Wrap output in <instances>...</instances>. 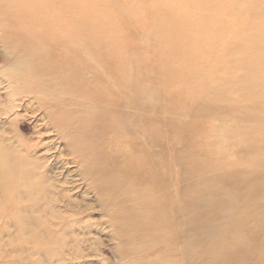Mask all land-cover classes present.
Instances as JSON below:
<instances>
[{
	"label": "bare ground",
	"instance_id": "bare-ground-1",
	"mask_svg": "<svg viewBox=\"0 0 264 264\" xmlns=\"http://www.w3.org/2000/svg\"><path fill=\"white\" fill-rule=\"evenodd\" d=\"M9 1L0 0V31L3 30L4 32H2L1 42L4 44L5 49L10 51L20 61L17 66L24 64L30 70V73L18 72L19 70L16 72L17 68L8 73L7 78L9 81L7 82L8 86L5 95L2 92L4 91L3 89H6L4 87L6 79H2L0 76V222L4 226L3 231H1L2 236L0 235V252H3L6 246L9 247L12 244L10 247L14 253V255L11 253H4V256L1 255L0 263L3 260L4 263L19 264L21 260L22 264L24 262L28 264H100L101 259L102 263L105 264H264V116L262 117L260 114V110L264 108V105H262L264 104V76H259L258 82L255 80L253 83H244L241 80H237V82L231 83L232 80L225 79L223 75L224 78L221 77L220 79L227 80L225 82L226 85L223 86L225 90H223V87L220 88L218 86L220 85L219 83L216 84L215 82L218 88L214 90L216 86H213L215 87L213 89L214 97L211 95L213 97L212 99L209 97L211 101L208 100V102L203 103L206 105H203L205 110L200 108L201 105L183 110L186 116L191 115L198 118V121L195 122L197 124L193 123L195 120H192V125L190 126V138L186 143V145L190 144L191 146V149H188L189 152L187 153L181 149L175 151L174 148L178 144L173 148L175 152L173 150V152L168 151L167 146L169 144L165 139L166 134H164L166 131L163 132L160 129L161 125L159 126L157 123L156 125L159 128L155 126L153 121L159 120L158 116H161V113L159 114L158 112V108L163 104L160 103L162 102L161 100L167 98V96L170 97V95L174 97V94L169 92V88L166 87L161 91L155 90L153 83L154 87L152 88L154 90H152L151 86H146L147 82H145V85L142 79L140 81L135 77L137 73L135 75L130 73L137 68L136 60L138 58L131 59L134 55L133 57L130 56V60L126 59L124 47H126V51H129L130 48L119 42L115 36L116 32L111 33L107 37V33L105 34L103 29L95 31L97 36H95L94 32L89 33L81 26L82 23L81 25L79 24L80 22L77 23L82 20L76 19L77 17L74 18L73 15L69 14V8L66 4L67 0H55L56 6L61 5L62 20L53 23L50 18L51 23L46 17L47 14H44L43 17L46 18L43 19L48 22L46 24L41 22L42 25L40 23L39 25L49 26L53 34L58 36L61 34L62 36L52 38L48 35L47 39L38 36L36 42L40 48L34 49L36 42H31L30 37L34 33L29 31L31 35L23 39L24 33L22 34L18 28L24 29L23 25L30 22L22 19L26 17H22L21 20L18 17V14H25V9L15 7ZM134 1L132 2L131 0V3H134ZM181 1L179 0V2ZM187 1L192 2V0ZM206 1L204 0V2ZM195 2L193 1L192 3L197 4ZM225 2L222 5H225ZM192 3L188 2V4ZM200 5L203 6V3ZM207 5H209V1ZM207 5L205 8H207ZM138 7L140 6H137V11ZM191 7L193 6L191 5L189 8ZM198 7V5L196 7L194 5L197 10L204 8ZM132 8V10H135L134 6ZM212 8H216V6L210 9ZM191 9H189L190 12H192ZM208 9L205 10L207 11ZM16 11L19 13L14 15V13H17ZM260 12L256 13L259 14ZM239 13L237 14L239 15ZM262 13H264V10ZM160 14L162 13L160 12ZM186 14H193V12H183V15L187 17ZM203 15L205 16L206 14H201V19ZM135 16H138V14ZM158 16L160 15L158 14ZM259 16V19L262 18L261 15ZM262 16L264 17V15ZM250 17L249 23H251ZM56 18L53 20H56ZM160 18L158 21L161 20ZM194 18H196L197 22V17ZM153 19L155 20V18H152V21ZM191 19L189 18V20ZM138 20L140 21L141 19ZM195 20L193 19L194 22ZM262 21H264V18ZM262 21L261 23H263ZM35 22L33 25H36ZM162 22L164 21L162 20ZM236 22H238V19ZM255 22L253 21V23ZM185 23L181 25L184 28L180 26L182 29H179L187 30L186 26L190 23H187L186 26ZM17 24H22V26ZM193 24L195 27V23ZM252 25L251 23V29L249 27L248 30L242 28L246 30L245 33L242 29L240 31H243V34L248 36H254L253 33L255 32H252V29H257V32L260 33V30L258 31L260 28H254V25ZM263 25H261V28ZM151 27L155 28L154 25ZM178 27L179 25L177 29ZM188 27L193 26L189 25ZM25 29H28V27ZM155 29L150 32L156 33ZM177 29L174 30L177 33L180 32ZM203 29L205 28L203 27ZM203 29L202 32H205ZM237 29L239 30V28ZM164 30L166 31V29ZM169 30L172 32V29L169 28ZM190 30L192 29L190 28ZM209 30L208 28L207 32ZM137 32L138 29L135 33ZM147 32L149 33V31ZM28 33L26 34L28 35ZM174 34L173 41L175 39L174 42H179L176 45H186L185 47L187 48L188 41L189 39L191 40L189 34L187 38L186 35L183 36L182 42L184 41V43L181 44V41H179L181 36L178 37L181 34ZM174 34L170 33V36ZM199 34L201 36V33ZM230 34L232 33L230 32ZM36 35L39 34L36 33ZM42 35H46V33ZM160 35L162 34L160 33ZM163 35H165L164 31ZM205 35L206 33L202 35L203 37H198L197 34V40L195 42L192 40V42L198 44V38H206ZM258 35L260 41L263 37L260 34ZM88 36L91 41L90 39L85 40ZM79 37L81 38L79 39ZM176 37L179 40H176ZM210 37L213 39L212 36ZM234 37L236 36L234 35ZM234 37L232 38L234 39ZM39 38H42L41 42ZM149 38L152 39L153 37ZM161 38L163 39V37ZM243 38L246 39L247 37H242L241 40ZM144 40L147 41L146 36ZM167 40L165 42L162 41V44L163 42L166 43ZM151 41L156 44L154 40ZM251 42L250 44H252ZM26 43L28 44L26 45ZM84 43H86V47L89 46L90 48L83 47ZM202 43L201 41L200 45ZM235 43L239 44V40ZM250 44L249 46L248 44L238 45L244 55L235 61L234 65L245 69L247 72L252 71L254 66L248 64L246 60L249 57H253L254 59H260V63L263 60L261 68L255 67L258 72H260V69L263 71L264 48H256L255 46H250ZM189 45L191 44L189 43ZM47 46L53 47V49L49 48L47 50L45 48ZM167 46L161 48L163 50L166 48V51H168L169 48ZM228 46L230 47L229 44ZM235 46L237 47V45ZM151 47L153 46L151 45ZM181 48L179 47L178 49L181 50ZM200 48H202L200 51H203V46ZM220 48L222 49V47ZM172 49L170 50L171 53L174 51ZM80 50L84 54L80 55ZM156 50H153L154 53ZM160 50H157L159 51L157 54H160ZM163 50H161L162 53L166 52ZM183 50L180 52L185 54ZM224 50L227 51L229 49L224 48ZM230 50L228 52L231 55H235L234 50ZM237 51L239 49L235 52ZM141 52L139 53L136 50V54H141ZM166 54L169 55V52ZM198 54L200 53H194V55ZM223 55H226L224 60L229 58L228 53ZM167 56H165V60L169 58L167 61L172 63L170 56ZM142 57L144 56L141 55ZM159 59L161 60V58ZM85 60L93 63L91 65L93 67L88 69L89 72L83 71L82 65ZM231 61L233 62L232 59ZM241 62L244 63V67ZM192 63L195 64L196 62ZM208 63L207 65H209ZM142 64L140 65L141 67ZM172 64L171 67H173ZM145 66H147V63ZM73 68L75 71H72ZM184 69L178 70V75L176 74L177 77L174 78L177 81L183 77L182 83L178 86L180 90L177 88V91L174 86L176 97L179 91L185 94L186 90L189 88L190 91L192 86L190 81L193 82V78L190 79V76L187 75L189 71L187 70V72ZM193 70L189 74H192ZM183 71L185 75H183ZM237 71L239 72V69ZM126 72L128 73L125 74ZM148 75L151 76L150 73ZM148 75L144 76V78L147 79ZM158 75L160 76V74ZM214 76L215 74L212 72V79H214ZM229 76L232 79L233 76ZM201 78L202 83H205L203 79L212 81L207 74H202ZM150 81L152 82V80L148 82ZM159 81L161 82L160 79ZM211 81H209L208 85ZM82 82H86L88 85L78 88V83ZM156 82L154 81V83ZM238 82L245 92L239 96L243 105H238L241 104L239 100H232L233 102H231L229 100L230 95L225 92L228 86L230 87L228 91L233 88L234 92V85H238ZM222 84L224 83L222 82ZM21 85H25L24 89H21ZM205 85L202 87H205ZM193 89L197 88L193 86ZM209 92L207 93L209 94ZM181 97L179 98L181 100L185 98L184 96V98ZM23 98L30 101L24 106L25 110H31V114H34L31 117L43 111L42 118L45 121L49 119L52 122V118L64 117L63 113L52 110V105L57 102L63 103L66 107L89 106L94 110V115L91 117L94 116L93 118L98 120V122L94 123L96 127L91 123L90 115L86 120H80V122L72 121V124L70 123L67 126H60L58 121L54 122V124L52 123L56 138L61 139L62 143L64 142V147L61 151H63V155H67V158L65 157L66 163L77 165V167L75 165L71 166L73 168L76 167V170H72L70 173L81 175L80 183L77 178V181H74L75 179L73 180L69 175L62 174L64 170L62 171L58 167L59 165L56 167V163L53 164L51 160L49 161L48 153L52 150L50 149L52 143L47 148H42L45 146L46 142L44 143V141L47 137L44 138L43 131L40 127L38 128L39 125L37 124L40 121L38 117H36V125L40 141L34 140L33 142H29V139L27 142V139L19 138L20 134L14 127L19 120L18 114L8 123L5 122L7 120H3V117H8L14 111L11 109L13 106L9 110L3 108V103L5 101L13 102L14 100L23 102ZM79 98L82 101H79ZM201 101L199 103H202ZM175 102L178 101L173 103ZM217 102H223V105L218 107ZM15 103L17 104V102ZM230 103L233 106L231 108H234V110L229 109L230 105L228 104ZM33 104H36L37 108H34ZM226 105L228 108H226ZM162 106L165 108V105ZM173 106L177 105L174 104ZM164 108L161 110H164ZM161 110L159 111L161 112ZM179 111L181 112V110ZM167 113H169V110ZM257 113L260 115H257ZM164 114L166 115V113ZM70 115L75 117L74 112L70 113ZM186 116L185 121L192 118ZM177 117L179 118V116ZM168 118L172 121L170 117ZM169 120L166 119L165 121L169 122ZM165 121L163 122L164 124H166ZM43 124L42 126H44ZM186 124L188 125V123ZM83 126L84 128L82 129ZM190 127L188 125L186 129L189 130ZM80 130H83V132H79ZM180 130L182 131V129ZM185 136L187 137L188 135ZM184 141L183 143H185ZM172 142L170 141V143ZM231 148L233 151H231ZM109 153L112 158H109ZM57 158L61 162L64 157L61 159V156H58ZM82 178L87 181L84 182ZM107 231L112 235L109 240L115 242V246H111V249H108L102 243V238L108 235L106 234ZM18 240L21 241L22 245L18 246ZM109 250L115 254L117 263H112L104 257L105 253L110 252Z\"/></svg>",
	"mask_w": 264,
	"mask_h": 264
},
{
	"label": "rangeland",
	"instance_id": "rangeland-1",
	"mask_svg": "<svg viewBox=\"0 0 264 264\" xmlns=\"http://www.w3.org/2000/svg\"><path fill=\"white\" fill-rule=\"evenodd\" d=\"M9 1V0H8ZM50 1V2H49ZM134 0H132V2H133ZM195 2V1H198V2H195V3H197V4H193L192 2ZM206 1V0H205ZM208 1H209V5H207V3H208ZM208 1H206V2H204V0H192V2L191 1H185L184 2V0H182L181 2H179V0H139V1H134V3H131V0H92L91 2H90V0H75V1H73V0H67L66 1V4L68 5V8H69V14H71V15H73L74 16V18H76V19H80V20H82V21H78L77 23H79L80 25H81V23H82V27H84V30H87L89 33L91 32V33H93L94 32V34H95V36H97L96 35V32L95 31H97V30H99V29H103L104 31H105V34H106V37L107 36H109L111 33H114V32H116V37H117V39L119 40V42H121L122 43V45H126V46H128L129 48H130V50L129 51H126V47H124V51L126 52V59L127 60H130V58L131 57H133L134 55L136 56V55H138V56H134L133 58H131V59H133L134 60V58H138L137 60H136V65H137V68L136 69H133L134 71L132 72H130V71H128V72H130L132 75H135V73H137L136 75H135V77L137 78V79H142L143 81H144V83L145 82H147V85H146V83H145V85L146 86H151V89L152 90H154V88H152V87H154L155 86V90H159V91H161L162 89L164 90V87H166V88H169V92H171V93H173L174 94V97L173 96H171L170 95V97H168L167 96V98H162L163 100H161L162 102H160V103H163L162 105H165V108L166 107H168V108H166V110H167V112H168V110H169V113H167L166 112V110H165V108H164V106H160L159 108H158V112H159V114L161 113V116H158V118H159V120L158 119H156V121L158 120V122H159V124H158V122H156V121H153V124L155 125V126H157V125H161V127H160V129L161 130H163V132L164 131H166V132H164V134H166L165 135V139L167 140V143L169 144V146H167V149H168V151H174V149H175V151H179L180 149L181 150H183V151H185V152H189V150L191 149V146H190V144H188L189 146H190V148H189V146L188 145H186V143H187V140L190 138V133H191V125H192V120H195L193 123H195V122H197L198 121V118H196V117H193V116H186L185 115V113H184V111L185 110H187V109H189V108H192V106H196V107H199V105H201L200 106V108L202 109V110H205L204 108V106H206V105H204L203 103H206V102H208V100H210L209 99V97L212 99L213 97H214V95H213V93H214V90H217V86L215 85V82H216V84L217 83H219L220 85H218V86H220V88H222L223 86H225L226 85V81L229 79V80H232L231 81V83H233V82H237V80H241V82H244V83H253V81H259V76H264V70L262 71L261 69H260V72H258L257 70H256V68H261V66H262V61L263 60H261V63H260V59H254L253 57H249V58H247V60H246V62L248 63V64H251L252 66H254L253 67V69H252V71H249V72H247L245 69H242L241 67H239V66H236V65H234L235 64V61H237V60H239L240 59V57H242V55H244V53L240 50V46H239V48H238V45H247L248 44V46H249V44H250V42L253 40H255L254 41V43H253V41L251 42L252 44H250V46H255L256 48H264V21H262V19L264 18L262 15H264V13H262V11L264 10V0H252V1H250V0H214V1H210V0H208ZM226 1V2H225ZM228 1V2H227ZM245 1H247V2H245ZM13 6H15V7H22L23 9H25V14L24 15H20V14H18L19 12H17V13H14V15L15 14H18V17H19V19L21 20V18L22 17H26V18H22L24 21H26V22H29V24L27 23V24H24L23 25V28L24 29H21L20 27H18L19 28V30L21 31V33L23 34V39L27 36V37H29L30 35H31V33H34V35L33 36H30L31 37V42H36L37 41V39H38V36H41L42 38H48V35H50V37H61L62 35L61 34H59V36L58 35H56V34H53L51 31H52V29L51 28H49V26H41L42 25V23L43 24H46L48 21H50L51 22V20H52V22L54 23L55 21L57 22V21H61L62 20V16H61V5H57L56 6V4H55V0H13L12 2H11V0L9 1ZM8 2V3H9ZM42 2H43V4H42ZM49 2V3H48ZM135 2H137L136 4H135ZM188 2L189 3H192V4H188ZM223 2V3H222ZM224 2H225V5H222V4H224ZM14 3V4H13ZM138 3H140L139 5H137ZM182 3H184V4H182ZM203 3V6L202 5H200V4H202ZM207 5V8H209L207 11L205 10V9H207V8H205V4ZM42 4V5H41ZM50 4H52L50 7H49V5ZM211 4V5H210ZM227 4V5H226ZM233 4V5H232ZM241 4H243L242 6H241ZM46 5H48V6H46ZM140 6V7H138V11H139V13H137L138 11H137V6ZM188 5H192L193 7H191V8H189L190 6H188ZM194 5H195V7L198 5L199 7L198 8H200V7H204L203 9H201L200 8V10L198 9H196V8H194ZM251 5V6H250ZM120 6V7H119ZM132 6H134V9H135V6H136V9L135 10H132L133 8H132ZM156 6H157V8H156ZM185 6H186V9H185ZM187 6H188V8H187ZM214 6H216V8H212V9H210L211 7H214ZM220 6V7H219ZM229 6V7H228ZM241 6V7H240ZM248 6H249V8H248ZM122 7V8H121ZM184 7V8H183ZM218 7H219V10H220V12H218L219 10H218ZM76 8V9H75ZM139 8H140V10H139ZM143 8V9H142ZM156 8V9H155ZM158 8H160V9H158ZM243 8V10H241ZM28 9V10H27ZM99 9V10H98ZM126 10V12H125V10ZM142 9V10H141ZM185 9V10H184ZM189 9H191V11L193 12V14L195 15H193V14H186L187 15V17L186 16H184L183 15V12H185L186 11V13H192V12H190V10ZM217 9V10H216ZM228 9V10H227ZM248 9V10H247ZM124 10V11H123ZM152 10V11H151ZM156 10V11H155ZM158 10H160L159 12H158ZM162 10H163V12H162ZM182 10H184L183 12H181ZM212 10V11H211ZM215 10V11H214ZM223 10V11H222ZM137 11V12H136ZM141 11V12H140ZM195 11V12H194ZM208 11H211L212 12V14H211V12H208ZM217 11V12H216ZM222 11V12H221ZM224 11H225V14H224ZM251 12V14H249L250 12ZM259 11H261L259 14L258 13H256V12H259ZM47 12V13H46ZM135 12V13H134ZM160 12L163 14V17H162V14H160ZM196 12H198L197 14H195ZM232 12V13H231ZM239 12H241V13H239ZM249 12V13H248ZM253 12V13H252ZM255 12V13H254ZM49 13V14H48ZM179 13H180V15H179ZM206 14L205 16L203 15L202 16V19H201V14ZM208 13H210V14H208ZM237 13H239V15L237 14ZM26 14H27V16H26ZM46 15V17H48L47 19H48V21L47 20H45V19H43V18H46V17H43V15ZM78 14V15H77ZM138 14V16L140 17H138V16H135V15H137ZM152 14V15H151ZM153 14H154V16H153ZM158 14L160 15V16H158ZM214 14V15H213ZM216 14V15H215ZM236 14V15H235ZM243 14V15H242ZM254 14V15H253ZM255 14H256V16H255ZM258 14V15H257ZM38 15V16H37ZM75 15H77V16H75ZM126 15V16H125ZM129 15V16H128ZM155 15H156V17H155ZM165 15V16H164ZM191 15H193L192 17H191ZM200 15V16H199ZM208 15L211 17H209L208 18ZM242 15V16H241ZM250 15H251V17H250ZM259 15H261V17L262 18H260L259 19ZM17 16V15H16ZM15 16V17H16ZM29 16H31V17H29ZM142 16V17H141ZM152 16V17H151ZM158 16V17H157ZM170 16V17H169ZM207 16V17H206ZM215 16V18H213ZM232 16H234V17H232ZM33 17H35V18H33ZM42 17V18H41ZM53 17V18H52ZM57 17V18H56ZM136 17V18H135ZM161 17V18H160ZM181 17H182V19H181ZM185 17V18H184ZM194 17H197V22H199V23H197L196 22V18H194ZM206 17V18H205ZM236 17H237V19H238V22H236ZM249 17H250V19L252 20H250V22L254 25V28H260V29H258V31L260 32V33H258L257 32V29H252V32L254 31L255 33H253L254 34V36H251V35H246V34H243V31H244V33L246 32V30H248V28L250 27V25H251V23H249ZM254 17V18H253ZM256 17V18H255ZM29 18V19H28ZM33 18V19H32ZM51 18V20H49ZM56 18V20H53V19H55ZM152 18H155V20L153 19V21H152ZM157 18V19H156ZM161 19V20H159L158 21V19ZM163 18V19H162ZM181 19V20H179V19ZM189 18L191 19V18H193L194 20H195V22L193 21V19H191V20H189ZM213 18V19H212ZM216 18H218V20H216ZM222 18H224V19H222ZM97 19H99V20H97ZM138 19H141L140 21L138 20ZM165 19V20H164ZM169 19V20H168ZM187 19V20H186ZM199 19H201V20H199ZM205 19H207L206 21H205ZM257 19H259V20H257ZM33 20V21H32ZM44 20V21H43ZM162 20L164 21V22H162ZM257 20V21H256ZM36 21V22H35ZM46 21V22H45ZM135 21V22H134ZM137 21V22H136ZM144 21H146V22H144ZM152 21V22H151ZM154 21H156V22H154ZM178 21H179V23H178ZM185 21H187L186 23H185ZM190 21V22H189ZM201 21V22H200ZM204 21V22H203ZM253 21L255 22V23H253ZM261 21L263 22V23H261ZM25 22V23H26ZM34 22H35V24L36 25H33L34 24ZM38 22V23H37ZM42 22V23H41ZM45 22V23H44ZM51 22V23H52ZM140 22V24H138ZM158 22V23H157ZM217 22H218V25H217ZM32 23V24H31ZM39 23L41 24V25H39ZM144 23V24H143ZM162 23V24H161ZM171 23H172V25H171ZM173 23H176V24H173ZM184 23H185V26H186V24L187 23H190V24H187V30L185 29V31L187 32L186 34H185V31L184 30H181L182 28L181 27H183L184 28V26H181V25H184ZM193 23H195V27H194V24ZM196 23H197V25H196ZM203 23V24H202ZM207 23V24H206ZM216 23V24H215ZM235 23V24H234ZM256 23H259V24H256ZM78 24V25H79ZM209 24V25H208ZM210 24H212V25H210ZM244 24H245V27H247V25H248V27L247 28H245L244 27ZM17 25H19V24H17ZM21 26H22V24H20ZM19 25V26H20ZM71 25V24H70ZM143 25V26H142ZM155 26V28L154 27H151V26ZM179 25V27H178V29H177V26ZM193 26V27H188V26ZM200 27H199V26ZM216 25H217V28H216ZM252 25V26H253ZM260 27H259V26ZM261 25H263V27L261 28ZM25 26V27H24ZM32 26V27H31ZM36 26V27H35ZM41 26V27H40ZM181 26V27H180ZM210 26V27H209ZM215 26V27H214ZM28 27V29H25V28H27ZM35 27V28H34ZM40 27V28H39ZM44 27V28H43ZM139 27V28H138ZM176 27V28H175ZM185 27V28H186ZM203 27L206 29H203ZM212 27V28H211ZM30 28V29H29ZM89 28H91L90 30H89ZM151 28V29H150ZM153 28V29H152ZM168 28V29H167ZM169 28L170 29H172L171 31L172 32H170V30H169ZM179 28H181V29H179ZM188 28H189V30H190V28L192 29V30H194V31H192V30H188ZM193 28H196V29H193ZM208 28L210 29L209 30V32H210V34H209V32H207L208 31ZM222 28V29H221ZM237 28H239V30L237 29ZM242 28H244V29H246V30H244V29H242ZM38 29H40V30H38ZM43 29V31L41 32V30ZM137 29H138V32L137 33H135L136 31H137ZM148 29H150V30H148ZM154 29H155V31H156V33L154 32H150V31H154ZM159 29H160V31H159ZM164 29H166V31L164 30ZM174 29H177L178 31L180 30V32H182V33H184V34H182V33H180V32H178L177 33V31H175ZM198 29V30H197ZM202 29H203V31H205V32H202ZM229 29V30H228ZM231 29H233V30H231ZM243 30L242 32L240 31V30ZM249 29H251V27L249 28ZM262 29H263V31H262ZM26 30V31H25ZM27 30H28V32H27ZM38 30V31H37ZM159 32H158V31ZM168 30H169V32H168ZM214 30H216L214 33L212 32V31ZM129 31V32H128ZM147 31H149V33L147 32ZM163 31H164V34L165 35H163ZM173 31H175V32H173ZM184 31V32H183ZM233 31H235L234 33H233ZM238 31H240L239 33H238ZM263 33H262V32ZM3 30L2 31H0V76L2 77V79H6L5 80V84H4V87L6 88V89H3L4 91L2 92L3 93V95H5L6 94V92H7V86H8V81H9V79L7 78V75H8V73H10V72H12L13 70H15L16 68V72L18 71V72H25L26 74L27 73H30V70L28 69V68H26V66L24 65V64H20V66H17V63H20V61L17 59V57H15V55H13L10 51H7L6 49H5V46H4V44L1 42V36L3 35ZM37 34H39V35H36V33ZM141 33V35H140V33ZM189 32V33H188ZM197 32H199V33H201V36H200V34L199 33H197ZM230 32L232 33V34H230ZM252 32H251V34H252ZM26 33H28V35L26 34ZM46 33V35H42V34H45ZM135 33V34H134ZM162 34V35H160L161 37H163V39L159 36V34ZM169 34V36H168V34ZM170 33L171 34H174V33H176V35L177 34H181V35H178V37L179 36H181L180 38V40H179V38L178 37H176V40H179V41H181L180 42V44L181 43H184V41L182 42V38H183V36L184 35H186V38H187V35L189 34V36H190V38H191V40L189 39V41H188V44H187V40H186V44H187V48L185 47V46H179V45H176L177 43L179 44V42H174L175 41V39H174V41H173V38L175 37V34L172 36H170ZM206 33V38H198L199 39V41H197L198 42V44H195V43H193V42H195L196 40H197V34H198V37H203L202 35H204ZM226 33V34H225ZM238 35H237V34ZM26 34V35H25ZM158 34V35H157ZM166 34H167V36H166ZM213 34V35H212ZM250 34V33H249ZM258 34H260L262 37V39H260V41H259V35ZM215 35V36H214ZM226 35V36H225ZM229 35H230V38H229ZM232 35V36H231ZM234 35L236 36V37H234ZM241 35V36H240ZM243 35H245V36H243ZM258 35V36H257ZM145 36H146V40L147 41H145L144 39H145ZM157 36V37H156ZM166 36V37H165ZM188 36V37H189ZM204 36V37H205ZM210 36H212L213 37V39L210 37ZM257 36V37H256ZM37 37V38H36ZM89 37V36H88ZM88 37H86L85 38V40H89L90 39V37L88 38ZM141 37V38H140ZM149 37H153L152 39H150ZM155 37V38H154ZM168 37V38H167ZM169 37H171V39H169ZM215 37H216V40H215ZM232 37H234V39L235 38H237L236 40H234ZM242 37H247L246 39L245 38H243V40H241L242 39ZM33 38V39H32ZM42 38H39V41L42 39ZM81 37H79V39H80ZM178 38V39H177ZM185 38V37H184ZM231 40H229V39ZM249 38V39H248ZM250 38H251V40H250ZM34 39H36V40H34ZM160 39V40H159ZM168 39V40H167ZM143 40H144V42H143ZM151 40H154L155 42H156V44L153 42V41H151ZM167 40V42H168V44H166V43H164L165 41ZM183 40H185V39H183ZM192 40H194L193 42H192ZM203 42L201 45L203 46V51H200L202 48H200V47H202L201 45H200V43H201V41ZM206 40V41H205ZM213 40V41H212ZM234 40V41H233ZM238 40H239V44L238 43H235V42H238ZM245 40H246V42H245ZM250 40V41H249ZM18 41V40H17ZM16 41V42H17ZM42 41V40H41ZM40 41V42H41ZM90 41H91V39H90ZM162 41H164L163 42V44H162ZM209 41H211L210 43H208ZM228 41H230V42H228ZM233 41V42H232ZM258 41V42H257ZM31 42H30V44H31ZM87 42V41H86ZM142 42V43H141ZM149 42H151V43H149ZM152 42H153V44H152ZM171 42H173V43H171ZM228 42V43H227ZM245 42V43H244ZM261 42H263V43H261ZM149 43V44H148ZM175 43V44H174ZM189 43L191 44V45H189ZM193 43V44H192ZM206 43V44H205ZM227 43V44H226ZM241 43V44H240ZM256 43V44H255ZM261 45H260V44ZM28 43H26V45H27ZM157 44H159V45H157ZM161 44V45H160ZM164 44H166V45H168L167 46V48H169L168 49V51H166V48H164L165 50H163V48H161V47H166V45L164 46ZM173 46H172V45ZM205 44V45H204ZM228 44L230 45V47L228 46ZM147 45V46H146ZM151 45L153 46V47H151ZM155 45L157 46L156 48H155ZM170 45V46H169ZM184 45V44H183ZM196 45V46H195ZM212 45V46H211ZM234 47H233V46ZM235 45H237V47L235 46ZM87 45H86V43H84V46L83 47H85V48H90L89 46L88 47H86ZM188 46H190V47H188ZM200 46V47H199ZM233 48H232V47ZM48 47V48H47ZM47 47H45L47 50L50 48V49H53V47H50V46H47ZM131 47H132V49H131ZM133 47H135V48H133ZM148 47V48H147ZM159 47V48H158ZM170 47H171V49L172 50H174V51H172V53L170 52ZM179 47H182L181 48V50H183V47H184V50H185V48H186V52L183 50V52L185 53V54H183L182 52H180L181 50H179L178 48ZM205 47V48H204ZM220 47H222V49L220 48ZM226 47H228V48H226ZM40 48V46H39V44L36 42L35 43V47H34V49H39ZM44 48V49H45ZM140 48V49H139ZM160 48H161V50H163V51H166V52H164V53H162L161 52V50H160ZM209 48V49H208ZM224 48L225 49H229L230 50V48H231V50H234V53H235V55L234 54H230V52H228L229 50H224ZM236 48V49H235ZM61 49V48H60ZM60 49H58L60 52H61V50ZM74 49V48H73ZM137 50V52H141V54H136V50ZM147 49V51H145V50ZM160 50V54H157V53H159V51H157V50ZM205 49V50H204ZM239 49V51H237V52H235L236 50H238ZM144 50V51H143ZM153 50H156L155 51V53H154V51ZM179 50V51H178ZM198 50V51H197ZM207 50V51H206ZM221 50V52L219 53V51ZM230 50V51H231ZM153 51V52H152ZM82 52V50H80L79 51V53H81ZM93 53H96L95 51H92ZM144 52H146V53H144ZM169 52V55L168 54H166L165 55V53H168ZM178 52H180V53H178ZM196 52L197 53H200V54H202L203 55V59H202V55H200V54H198V55H194V53L196 54ZM203 52H204V54H203ZM225 52V53H224ZM128 53H129V55H128ZM133 53V54H132ZM147 53H149V54H147ZM153 53V55H151ZM175 53V54H174ZM207 53V54H206ZM208 53H209V55H208ZM228 53V55H229V58L227 59H225L224 60V58L226 57V55L224 56L223 54H227ZM237 53V54H236ZM82 54H84V53H81L80 55H82ZM146 54V55H145ZM177 54H179V55H177ZM183 54V55H182ZM218 54V55H217ZM219 54H221L220 55V57H219ZM141 55L142 56H144V57H142L141 58ZM159 55H161V56H159ZM170 56V59H172V63H169V62H171V61H167V60H169V58L167 59V60H165L166 59V57L165 56ZM172 55V56H171ZM185 55V56H184ZM197 56V57H194V56ZM227 55V56H228ZM131 56V57H130ZM151 56H153V57H151ZM158 56H159V58H161V60L158 58ZM163 56V57H162ZM167 56V57H168ZM189 56V57H188ZM199 56V57H198ZM224 56V57H223ZM146 57H147V59H146ZM150 57V58H149ZM187 57V58H186ZM211 57H212V59H211ZM219 59H217V58ZM157 58V59H156ZM191 58V59H190ZM200 58V59H199ZM148 59H149V61H148ZM151 59V60H150ZM153 59V60H152ZM193 59H194V61H193ZM202 59V60H201ZM233 60V62L231 61L230 62V60ZM142 60V61H141ZM147 63V66H145L146 65V63L144 62V61ZM154 60H156V61H154ZM200 60H201V62H200ZM209 60H211V61H209ZM214 60V61H213ZM219 61V63H217V61ZM257 60V61H256ZM86 61V60H85ZM83 62V65H82V68L84 69L83 71H85V72H89L88 71V69H91L90 67H93V66H91L93 63L92 62H89V61H86V62ZM176 61V62H175ZM189 61H191L190 63H189ZM259 61V62H258ZM88 62H89V65H88ZM142 62H143V64H142ZM192 62H196L195 64L194 63H192ZM209 64V65H207V63ZM142 64V67L140 66L141 64ZM149 63V64H148ZM151 63V64H150ZM165 63V64H164ZM167 63H169L168 65H166ZM174 63H177V64H174ZM189 63V64H188ZM227 63V64H226ZM242 63V62H241ZM153 64H154V66H153ZM164 64V65H163ZM171 64L173 65V67H171ZM181 64V65H180ZM183 64V65H182ZM186 64V65H185ZM224 64V65H223ZM243 64V67H244V63H242ZM181 67H180V66ZM184 65H185V67H184ZM188 65V66H187ZM199 65V66H198ZM85 66V67H84ZM152 66V67H151ZM166 66V67H165ZM169 66V67H168ZM207 68H206V67ZM226 66H227V68H226ZM144 67H146V68H144ZM161 67V68H160ZM167 67H168V70H167ZM170 67H171V69H170ZM192 67V68H191ZM193 67H195V68H193ZM256 67V68H255ZM87 70H86V69ZM153 68V69H152ZM173 68V69H172ZM180 68V69H179ZM185 68V69H184ZM200 68V69H199ZM224 68H225V70H224ZM236 68V69H235ZM147 69V70H146ZM160 71H159V70ZM164 69V71H162ZM182 69H184L185 71H187L186 73H187V75H189L190 76V79H192L193 78V82L192 81H190L191 83H192V86H191V88H190V91H189V88L186 90V92H185V94H183L182 92H180L179 91V93H178V96L176 97L175 96V89L178 91V89L180 90V88L178 87L179 86V84H181L182 83V81H183V77H182V79L181 80H174V78H176L177 77V75H178V70H182ZM193 69H195V70H193V72H192V74H189V73H191V71ZM202 69L205 71H203L202 72ZM205 69H207L208 70V72H206L207 70H205ZM239 69V72L237 71ZM137 70V71H136ZM148 70H149V72H148ZM170 70V71H169ZM201 70V71H200ZM32 71V70H31ZM72 71H75L74 70V68L72 69ZM71 71V72H72ZM154 71H156L155 73L157 74H155V73H153ZM237 71V72H236ZM128 72H126L125 74H127ZM167 72V73H166ZM172 72H174V73H172ZM200 72H202L201 74H200ZM210 72H211V74H210ZM212 72H213V74H215V76H214V79H212ZM225 72V73H224ZM147 73V74H146ZM150 73V75L151 76H149L148 74ZM250 73V74H249ZM158 74H160V76H162V77H160ZM172 74V75H171ZM177 74V75H176ZM195 74H196V76H195ZM202 74L204 75H209L210 77H211V79H212V81L211 80H205V79H203V81H205V83L203 82L202 83ZM234 74H236V75H234ZM239 74V75H238ZM261 74V75H260ZM146 75H148L147 76V79H145L144 78V76H146ZM157 77H155V76ZM183 75H185V72L183 71ZM223 75H224V77H225V79H227L226 81L225 80H221L220 78L221 77H223ZM227 75H228V77H227ZM229 75H231V76H233L232 77V79H231V77L229 76ZM138 76V77H137ZM154 76V77H153ZM192 76V77H191ZM235 76V77H234ZM170 77V78H169ZM223 77V78H224ZM227 77V78H226ZM230 77V78H229ZM155 78V79H154ZM197 78V79H196ZM222 78V79H223ZM234 78V79H233ZM245 78V79H244ZM153 79H154V81L157 83H154V81H153ZM159 79L161 80V82L159 81ZM219 79V80H218ZM149 80H152V82L150 81V82H148ZM168 80H169V82H168ZM215 80H217V81H215ZM141 81V80H140ZM179 81H181V82H179ZM209 81H211L210 82V84L208 85V83H209ZM214 81V82H213ZM177 82H178V84H177ZM200 82V83H199ZM222 82L224 83V84H222ZM151 85H150V84ZM154 84V86H153V84ZM170 83V84H169ZM175 83V84H174ZM184 83V82H183ZM239 83V82H238ZM79 84V85H78ZM77 85H78V88L79 87H84V86H86V85H88V84H86V82H82V83H78ZM156 84V85H155ZM202 84V85H201ZM204 84H206V85H208V86H206L205 85V87H202ZM6 85V86H5ZM81 85V86H80ZM157 85H159V86H157ZM211 85H212V87H211ZM158 88H157V87ZM174 86L176 87L175 89H174ZM193 86H194V88H197V89H193ZM213 86H216V88L215 87H213ZM24 87H25V85H21V89H24ZM90 88V87H89ZM178 88V89H177ZM215 88V89H214ZM229 86L226 88V94L227 95H230L229 97V100L231 101V102H233L232 100H239V102L241 103V104H238V105H243V102L241 101V98L239 97V96H241L242 94H244L245 92L242 90V87H241V84L239 83L238 85H234V92H233V88H231V90H232V92H231V90L230 91H228L229 90ZM91 89V88H90ZM212 89V90H211ZM214 89V90H213ZM95 90H96V88H95ZM209 90H210V92H209ZM223 90H225V88L223 87ZM98 91V90H97ZM211 91H213L212 93H211ZM227 91H228V93H227ZM205 92V93H204ZM207 92H209V94L207 93ZM231 92V93H230ZM180 93H182L183 94V96L186 98H184L183 96H182V94H180ZM195 93V94H194ZM211 93V94H210ZM233 93V94H232ZM186 95V96H185ZM188 95V96H187ZM213 97H212V96ZM233 95V96H232ZM181 98H184V99H179L180 97ZM204 96H205V99H204ZM207 96H208V98H207ZM179 97V98H178ZM200 97V98H199ZM234 97V98H233ZM237 97H239V98H237ZM71 98V97H70ZM207 98V99H206ZM81 98H79V101H82V99L80 100ZM166 99H168V100H166ZM171 99V101H169ZM177 99H179V100H177ZM204 99V100H203ZM181 100V101H180ZM201 100H203V101H201ZM13 101V100H12ZM174 101H178V102H175V103H173ZM182 101H183V103H182ZM186 101V102H185ZM202 102V103H199V102ZM211 101V100H210ZM7 102V103H6ZM15 102H17V104L15 103ZM19 102H20V100L18 101V100H14L13 102H8V101H5L3 104V108H6V110H9V108H11L12 106H13V108H11L12 110H14V111H12V114H11V112H10V114L11 115H9L8 117H3V120L5 121V120H7V121H5L6 123H8V121H10L11 119L13 120L14 118H15V116L18 114V116H19V122H18V124H17V122H16V125L14 126V127H16V129H17V131L19 132V138L20 139H27L26 141L28 142L29 140V142H33L34 140L35 141H40V139H39V131H38V128L40 127V129L43 131V134L45 135L44 136V138H46L47 137V139H45V141H44V143H45V146L44 147H42L43 149L46 147H48L51 143V145H50V149H52L51 151H50V153H48V159H49V161L51 160L52 162H53V164L54 163H56L55 165H56V167L58 166V167H60V169L64 172V173H62V174H67V175H69L70 176V178H73V180L74 181H77L78 180V182L80 183V179H81V175H79L78 173H73V172H71L70 173V171H72V170H76V167H77V165L76 164H73V163H66V159H65V157L67 158V155H63L62 153H63V151H61V149L63 150V147H64V142L62 143V140L61 139H58V138H56L57 136H56V134L53 132L54 130L52 129V125L54 124V122H56V121H58L59 122V124H60V126H67L68 124H72V121L73 122H80V120H86V118H88V116L90 115V118H91V123L94 125V123L95 122H98V120H96L95 118H93V117H91L92 115H94L93 113H94V110L93 109H91L89 106L87 107V106H75V107H66L63 103H59V102H57V103H55V104H53L52 105V110L54 111H57V112H61V113H63V115H64V117H59L58 119L55 117V118H52V122L48 119V120H44L43 118H42V116H43V114H44V112L42 111V112H39V114H37V115H35V116H33V117H31L32 115H34V114H31V110H29V111H27V110H25V104H27V103H29L30 101L28 100V99H24L23 98V102H20V104H19ZM167 102V103H166ZM185 102V103H184ZM192 102H194V103H192ZM9 103H11V104H9ZM165 103V104H164ZM173 103V104H172ZM189 103V104H188ZM197 103V104H196ZM37 104V103H36ZM36 104H33V106H34V108H37V106H35ZM172 106H171V105ZM177 105V106H173V105ZM225 104V103H224ZM19 105H21L20 107H19ZM25 105V106H24ZM167 105V106H166ZM182 105V106H181ZM188 105V106H187ZM191 105V106H190ZM204 105V106H203ZM222 106L223 105V102H217V106L219 107V106ZM228 105H230L229 106V109L231 108V107H233L232 106V104L230 103V104H228ZM262 105H264V104H262ZM187 106V107H186ZM220 106V107H221ZM172 107V108H171ZM183 107V108H182ZM16 110H15V109ZM17 108H18V111H17ZM20 108V109H19ZM64 108H66L65 110H63ZM164 108V110H161V109H163ZM226 108H228L227 107V105H226ZM173 109V110H172ZM181 110V112L179 111V110ZM264 108H262L261 110H260V112H259V110H257L260 114H261V116L263 117L264 116V111L262 112V110H263ZM62 110V111H61ZM159 110H161V112L159 111ZM180 112V114H179V112ZM184 110V111H183ZM230 110H234V108H231ZM27 111V112H26ZM173 111V113H171ZM236 111V110H235ZM26 112V113H25ZM67 112H70L71 114H72V112H74V116L75 117H73L72 115H70V113H67ZM166 113V115L164 114V113ZM177 112V113H176ZM259 113H257V115L259 114ZM67 114V115H66ZM169 114V115H168ZM174 114H176L175 116H174ZM184 114V115H183ZM259 114V115H260ZM165 115V116H164ZM167 116V117H166ZM177 116H179V118L177 117ZM185 116L186 117H192V118H190V119H188V120H186L185 121ZM23 117V118H22ZM36 117H38L39 118V123L37 124V125H39L38 126V128H37V125H36V123H37V121H36ZM168 117H170L171 119H172V121L171 120H169V118ZM174 117V118H173ZM68 118V119H67ZM167 120H169V122L168 121H165L166 119ZM98 119V118H97ZM153 119V118H152ZM164 119V120H163ZM197 119V120H196ZM203 119V118H202ZM68 120V121H67ZM155 120V119H154ZM161 120H163V122L165 121V123L166 124H164L163 122H161ZM152 121V120H151ZM185 121V122H184ZM191 121V122H190ZM168 122V123H167ZM180 122V123H179ZM35 123V124H34ZM44 123V124H43ZM53 123V124H52ZM156 123H157V125H156ZM186 123H188V125H189V130L188 129H186L187 128V124ZM42 124L44 125V126H42ZM80 124V123H79ZM195 124H197V123H195ZM93 125H92V129H93ZM50 126V127H49ZM95 126V125H94ZM159 126H157L158 128H159ZM164 126V127H163ZM165 126H167V127H165ZM172 126H173V128H172ZM175 126H177V127H175ZM23 127H24V129H23ZM30 127V128H29ZM96 127V126H95ZM27 128V129H26ZM32 128V129H31ZM84 128V126L82 127V129ZM176 128V129H175ZM178 128V129H177ZM182 129V131L180 130V129ZM29 129V130H28ZM173 130V131H172ZM180 130V131H179ZM46 133H45V132ZM51 131V132H50ZM79 132H83V130H80ZM178 132H179V134H178ZM180 132H181V134H180ZM259 132V131H258ZM52 133H53V135H52ZM176 133V134H175ZM169 134V135H168ZM173 134V135H172ZM185 135H188L187 137L185 136ZM169 137V138H168ZM180 138V139H179ZM185 138H186V140H185ZM29 139V140H28ZM56 139V140H55ZM169 139H170V141H173L172 143H170V141H169ZM183 139V140H182ZM54 140V141H53ZM174 140H175V142H174ZM185 140V141H184ZM183 141L185 142V143H183ZM176 144H178V145H176ZM185 144V145H184ZM175 145H176V147H175ZM184 145V146H183ZM60 147V148H59ZM175 147V148H174ZM179 149H178V148ZM183 147H185L184 149H183ZM41 148V149H42ZM57 148H59L58 150H57ZM174 148V149H173ZM187 149V150H186ZM189 149V150H188ZM172 151V152H173ZM174 151V152H175ZM231 151H233V149L231 148ZM53 152V153H52ZM56 152V153H55ZM61 152V153H60ZM53 155H54V157H53ZM58 156H61V159H62V157H64L63 159H62V161H64V162H60L59 160H58ZM110 156H112L110 153H109V158H112V157H110ZM188 162H189V160H188ZM76 166L75 168H73V167H71V166ZM66 166H70V167H67L66 168ZM59 172V171H58ZM70 173V174H69ZM71 174H72V176H71ZM80 177V178H79ZM76 178H77V180H76ZM79 178V179H78ZM82 180L84 181V182H86L87 180L86 179H84V178H82ZM82 181V182H83ZM92 197V196H91ZM91 200V199H90ZM95 214H97V213H95ZM100 214V213H99ZM3 223L2 222H0V235H1V231H3ZM106 234H108L107 235V237H103L102 238V243L104 244V245H106L107 246V248L108 249H111V246H115V242L114 241H112V240H109L111 237H112V235H111V233L110 232H108L107 231V233ZM3 235H5L4 233H3ZM2 236V235H1ZM6 239V238H5ZM18 242H19V244H18V246H20V245H22L21 244V241L20 240H18ZM12 244H10V246H11ZM7 247L6 246V248H5V250L3 251V252H0V256L2 255V256H4V253H8V254H12V255H14V253L12 252V250H11V247ZM6 249H7V251H6ZM110 252L109 253H105V256L104 257H106V259H108L109 261H111L112 263H117V259L115 258V254H113V252H111V250H109ZM15 257V256H14ZM149 259H151V258H149ZM153 259H155V258H153ZM20 262H21V260H20ZM19 262V264H22L23 262H21L20 263ZM0 264H9V263H7V262H3V260L1 261V263ZM24 264H28L27 262L25 263L24 262ZM100 264H105V263H102V260L100 259Z\"/></svg>",
	"mask_w": 264,
	"mask_h": 264
}]
</instances>
